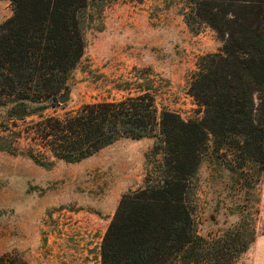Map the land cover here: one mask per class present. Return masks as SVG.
<instances>
[{"label":"trees","instance_id":"16d2710c","mask_svg":"<svg viewBox=\"0 0 264 264\" xmlns=\"http://www.w3.org/2000/svg\"><path fill=\"white\" fill-rule=\"evenodd\" d=\"M3 1L12 15L0 24V117L41 118L59 108L58 98L69 90L95 0ZM188 2L190 15L222 42L219 52L198 60L186 90L201 109L200 119L159 112L144 89L140 96L86 103L62 117L42 118L17 134L19 139L34 130V140L54 158L77 163L121 138L140 140L157 131L151 150L160 155L155 176L149 173L145 186L118 202L101 243V264L200 261L203 240L189 197L209 137L215 151H238L264 162V0ZM231 139L236 145H229Z\"/></svg>","mask_w":264,"mask_h":264},{"label":"rangeland","instance_id":"374dc122","mask_svg":"<svg viewBox=\"0 0 264 264\" xmlns=\"http://www.w3.org/2000/svg\"><path fill=\"white\" fill-rule=\"evenodd\" d=\"M112 2L89 4L86 47L69 79L68 101L41 118L4 122L0 117V223L17 225L5 232L17 243L12 241L0 264H95V250L84 252L71 239L62 240L58 226L71 224L77 215L87 218L97 231L94 238L102 236L101 248L112 210L124 195L145 186L160 162V155L151 153L157 131L140 140L121 138L80 162L67 163L34 140V130L17 139L26 125L62 117L86 103L140 96L144 89L159 112L164 108L185 121L202 117L186 90L198 60L222 47L215 32L190 15L188 0H146L140 29L129 25L120 37L105 34L97 40L102 10ZM11 15L10 3L0 0V24ZM97 52H120L127 59L105 60L94 68ZM213 146L209 137L190 186L192 219L203 240L200 261L190 264H264V162L261 166L258 158ZM31 214L34 226L27 230ZM41 249L43 261L37 257Z\"/></svg>","mask_w":264,"mask_h":264},{"label":"crops","instance_id":"0c3cea01","mask_svg":"<svg viewBox=\"0 0 264 264\" xmlns=\"http://www.w3.org/2000/svg\"><path fill=\"white\" fill-rule=\"evenodd\" d=\"M146 0H113L112 3L108 4L105 6L102 10L101 13V25L100 29L96 30L97 33V40L102 38L105 34L109 37H120L121 31L128 30V26L132 25L133 27L140 29V21L143 19V14L144 10L146 8ZM139 26V27H138ZM93 31V29L91 30ZM86 36V35H85ZM219 44H217V47ZM83 57V56H82ZM82 59V58H81ZM127 59V55L123 53H95L93 57V66L94 68H99L102 67L101 62L105 60H112L116 62H121L125 61ZM81 61V60H80ZM69 85V84H68ZM115 212L112 210V213ZM16 217V216H15ZM34 216L31 214L29 215V218L27 220L31 221V224L27 226V230L30 228H33V218ZM9 221L12 220L8 219ZM10 227L9 229H12L13 227H17L16 224H5V223H0V257L5 255V253L8 251V246L12 243H17L15 242L10 236H7L5 232ZM47 229V226L43 227V230ZM54 233L48 234V239L49 241L51 239H54ZM102 238V236H101ZM57 240V239H56ZM50 243V242H49ZM59 243L57 242L56 244L53 245L52 250L53 251H59L56 247H58ZM97 249H95V254L97 259L95 260V264H99L100 262V254ZM41 251L43 252V249L40 250V253L37 255V257L41 258ZM33 260V259H32ZM43 261V260H42ZM78 262V260H76Z\"/></svg>","mask_w":264,"mask_h":264},{"label":"built area","instance_id":"2783aa9c","mask_svg":"<svg viewBox=\"0 0 264 264\" xmlns=\"http://www.w3.org/2000/svg\"><path fill=\"white\" fill-rule=\"evenodd\" d=\"M75 217L71 224H60L58 226L61 231L60 237H62V240L71 239L72 245L79 244L78 248L80 247V250L84 252L95 250L98 247L100 254L101 238H94L97 233L96 229L91 228L87 218L81 215Z\"/></svg>","mask_w":264,"mask_h":264},{"label":"water","instance_id":"95a60500","mask_svg":"<svg viewBox=\"0 0 264 264\" xmlns=\"http://www.w3.org/2000/svg\"><path fill=\"white\" fill-rule=\"evenodd\" d=\"M69 99V94L68 93H65L63 96H60L58 98V103L59 105H63L65 102H67Z\"/></svg>","mask_w":264,"mask_h":264}]
</instances>
